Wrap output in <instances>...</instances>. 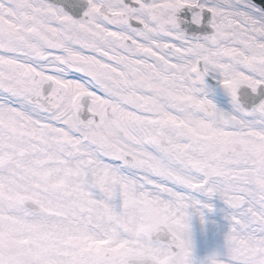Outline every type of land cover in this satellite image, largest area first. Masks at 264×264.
<instances>
[{
    "label": "snow or ice",
    "instance_id": "snow-or-ice-1",
    "mask_svg": "<svg viewBox=\"0 0 264 264\" xmlns=\"http://www.w3.org/2000/svg\"><path fill=\"white\" fill-rule=\"evenodd\" d=\"M0 264H264V0H0Z\"/></svg>",
    "mask_w": 264,
    "mask_h": 264
},
{
    "label": "bare ground",
    "instance_id": "bare-ground-1",
    "mask_svg": "<svg viewBox=\"0 0 264 264\" xmlns=\"http://www.w3.org/2000/svg\"><path fill=\"white\" fill-rule=\"evenodd\" d=\"M217 103L221 106H226L227 98L222 93H217L214 97ZM216 211L209 213L206 219V223L201 225L199 219H194L192 221V241L194 247L195 257L197 259L203 258L208 254L221 250L223 247V232H210V234L205 236V233L202 232V229L208 225L209 227H214L217 225V220H219L223 226H226V221L223 219V213L220 211L224 207L222 202L216 200L215 202ZM204 238L203 243H197L196 240Z\"/></svg>",
    "mask_w": 264,
    "mask_h": 264
},
{
    "label": "rangeland",
    "instance_id": "rangeland-1",
    "mask_svg": "<svg viewBox=\"0 0 264 264\" xmlns=\"http://www.w3.org/2000/svg\"><path fill=\"white\" fill-rule=\"evenodd\" d=\"M204 241H205L204 238L200 240H196L197 243H203Z\"/></svg>",
    "mask_w": 264,
    "mask_h": 264
}]
</instances>
